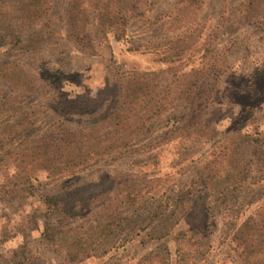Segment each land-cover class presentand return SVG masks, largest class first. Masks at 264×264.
<instances>
[{"label": "rangeland", "instance_id": "rangeland-1", "mask_svg": "<svg viewBox=\"0 0 264 264\" xmlns=\"http://www.w3.org/2000/svg\"><path fill=\"white\" fill-rule=\"evenodd\" d=\"M4 1L16 0H0ZM67 1L53 4L56 43L28 53L15 52L9 45L0 47V65L16 61L35 78L34 90L14 105L16 120L29 114L34 121L24 127L32 137L48 133L50 125L62 119L49 104L58 100L59 91L71 101L76 93L94 94L106 80H119L133 69L158 72L162 86L167 77L165 64L145 46L166 35V14L175 0H147L151 6L143 17L130 19L121 40L111 33L100 39L90 26L92 54L74 51L67 38ZM244 1L206 0L200 12L202 35L217 34L216 44L229 50L224 52L225 67L215 83L211 76L201 84L199 92L206 95L208 109L191 113L199 115L191 127L173 130L184 125L180 115L190 116L187 103L176 102L129 151L86 169L66 167L56 181L39 171L25 189L4 187L12 181L15 150L0 155V163H5L0 166V264H245L233 248L231 235L247 216L264 211V177L258 179L253 147L244 139L264 142V9L246 23L239 9ZM11 90L9 82L0 79V106ZM101 111L71 114L65 121L76 130L97 126L103 122ZM227 141L233 147L224 151L236 152L241 168L223 170L218 182L210 185L198 170ZM240 170L238 189L229 193L230 179ZM105 174L127 180L141 195L134 205L122 209L127 217L122 227L104 237L99 225L106 218L95 205L63 228L61 242L46 240L41 232L52 217L45 213L44 195L96 182ZM86 228L92 234L91 250L70 260L65 241ZM187 230L191 235L179 238Z\"/></svg>", "mask_w": 264, "mask_h": 264}, {"label": "trees", "instance_id": "trees-1", "mask_svg": "<svg viewBox=\"0 0 264 264\" xmlns=\"http://www.w3.org/2000/svg\"><path fill=\"white\" fill-rule=\"evenodd\" d=\"M54 2H0V47L9 45L15 52L28 53L56 43L52 14ZM205 3L206 0H175L174 8L166 14V35L150 40L145 46L146 51L157 55L156 60L165 64L167 77L163 86L158 72L133 69L122 76L123 81L122 78L106 80L94 94L83 90L71 101L66 93L59 91L58 100L49 104L62 119L51 124L46 134L36 137L26 134L24 127L34 125L29 114L15 119L18 109L14 105L34 90L35 78L16 61L0 65V79L8 81L12 87L9 97L0 106V155L13 149L16 156L10 175L12 181L4 187L21 186L25 189L39 171H45L50 181H56L66 167L86 169L129 151L159 124L164 112L176 102L187 103L189 108L186 109L190 111L187 116H190L187 119L185 114L180 115L184 125L173 130L195 124L199 115L191 113L208 109L206 95L199 92L201 84L211 76L215 77L212 82L215 83L225 67L224 52L229 50L216 44L217 34L202 35L204 23L199 15ZM150 6L151 2L147 0H68L64 9L67 38L74 51L92 54L90 26H94L100 39L111 33L115 40H121L130 19L143 17ZM239 9L244 22H253L264 9V0H245ZM195 59L197 64L193 63ZM97 110H102L100 117L103 119L97 126L76 130L65 121L71 114L83 115ZM190 132L192 130L188 134ZM244 139L253 147L255 171L261 179L264 177V142L246 136ZM230 141L223 144L219 152H211V157L198 170L210 185L218 182L223 170L227 173L241 168L234 157L236 152L227 154L224 151L233 147ZM240 172L236 171L238 177L230 179L229 193L238 189ZM140 196L127 180L108 174L96 182L61 187L43 197L45 213L52 217V221L45 223L41 234L46 240L61 242V236L66 232L63 228L98 205L106 218L105 223L99 225L100 232L109 237L127 220L122 209L134 205ZM83 230L65 241L70 260L89 254L91 250L92 234L88 228ZM190 235V230L178 234L179 238ZM231 243L245 264H264V211L243 219L232 232Z\"/></svg>", "mask_w": 264, "mask_h": 264}, {"label": "crops", "instance_id": "crops-1", "mask_svg": "<svg viewBox=\"0 0 264 264\" xmlns=\"http://www.w3.org/2000/svg\"><path fill=\"white\" fill-rule=\"evenodd\" d=\"M72 46H73V44H72Z\"/></svg>", "mask_w": 264, "mask_h": 264}]
</instances>
